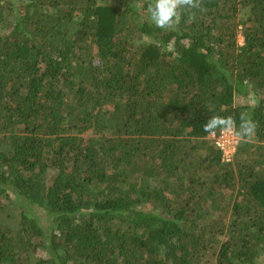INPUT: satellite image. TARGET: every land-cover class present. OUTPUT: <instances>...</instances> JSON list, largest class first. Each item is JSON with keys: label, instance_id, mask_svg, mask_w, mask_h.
<instances>
[{"label": "trees", "instance_id": "obj_1", "mask_svg": "<svg viewBox=\"0 0 264 264\" xmlns=\"http://www.w3.org/2000/svg\"><path fill=\"white\" fill-rule=\"evenodd\" d=\"M133 1L0 0V264L264 263V0Z\"/></svg>", "mask_w": 264, "mask_h": 264}, {"label": "clouds", "instance_id": "obj_2", "mask_svg": "<svg viewBox=\"0 0 264 264\" xmlns=\"http://www.w3.org/2000/svg\"><path fill=\"white\" fill-rule=\"evenodd\" d=\"M200 8V0H155L154 4L147 6L150 21L158 28L170 30L177 23L181 10L191 11ZM240 123L237 127L232 117L211 116L203 126L208 135L217 132H235L238 139H250L255 132V124L246 113L240 114Z\"/></svg>", "mask_w": 264, "mask_h": 264}, {"label": "rangeland", "instance_id": "obj_3", "mask_svg": "<svg viewBox=\"0 0 264 264\" xmlns=\"http://www.w3.org/2000/svg\"><path fill=\"white\" fill-rule=\"evenodd\" d=\"M5 3L7 2H10L12 4V14L11 15H15L17 14V11H22L21 10V6H20V3L22 0H3ZM101 4H104V5H120V6H124L128 3L130 4H133L134 1L133 0H99ZM153 2H155V0H152ZM6 5V4H5ZM7 11L3 14L4 17H5V21L3 25H5L6 27L8 26V24L10 23L9 20L11 22H13V17L12 16H9V11H8V8L6 7ZM247 16V12L245 10H242L241 13L239 14L238 16V20L237 21H240L242 19H244L245 17ZM243 37L241 36V34L239 33V37H238V42L240 45H243ZM237 104H243V99L240 98V97H237V100H236ZM247 104L251 105V106H256L259 104V101H258V98L254 97V96H250L249 97V100L246 102ZM19 214V213H18ZM39 215L41 216V224L45 227H48V222L43 219V213L39 212ZM221 240H224L223 238ZM41 255V253H40ZM261 264H264V263H261Z\"/></svg>", "mask_w": 264, "mask_h": 264}, {"label": "built area", "instance_id": "obj_4", "mask_svg": "<svg viewBox=\"0 0 264 264\" xmlns=\"http://www.w3.org/2000/svg\"><path fill=\"white\" fill-rule=\"evenodd\" d=\"M210 138L215 146L222 151L224 160L232 161L239 144L235 132H219L216 135H211Z\"/></svg>", "mask_w": 264, "mask_h": 264}]
</instances>
